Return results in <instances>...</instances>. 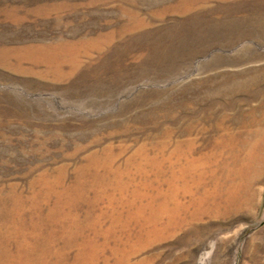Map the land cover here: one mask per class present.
Wrapping results in <instances>:
<instances>
[{
  "label": "rangeland",
  "instance_id": "1",
  "mask_svg": "<svg viewBox=\"0 0 264 264\" xmlns=\"http://www.w3.org/2000/svg\"><path fill=\"white\" fill-rule=\"evenodd\" d=\"M181 2L0 0V264H264V0Z\"/></svg>",
  "mask_w": 264,
  "mask_h": 264
},
{
  "label": "bare ground",
  "instance_id": "2",
  "mask_svg": "<svg viewBox=\"0 0 264 264\" xmlns=\"http://www.w3.org/2000/svg\"><path fill=\"white\" fill-rule=\"evenodd\" d=\"M196 0H182L181 5L172 6L169 9H166L165 12L162 15H165L166 13H177L178 15L186 14L190 11H192V4ZM203 1H209V0H203ZM127 15L130 16V19L132 21L129 22V24L124 25L122 31H133L137 28L142 27L141 21L136 22L137 19L134 18L133 12H126ZM261 28L264 32V25H261ZM264 37V35H263ZM104 38H101L99 40H87L83 43V47L88 48L89 50H102V43L104 42ZM50 54H53L55 52V49L49 50ZM236 90H242L247 91L246 97L249 98V102H258V105L253 107L251 113L246 116H244L245 119L248 118V122H250L252 119L255 122H261L264 121V67L255 69L252 71H248L246 73H242V75L238 76V79L236 81ZM260 115V116H257ZM260 140H257L256 142L252 143V145L249 148V155H250V162L246 168V171L242 177V183L241 186L245 191H248V195H252L254 191V184H255V177L258 176V170H259V164L262 162V159L260 158V152L264 150V138L259 137ZM263 155V154H262ZM258 160V161H257ZM248 163V162H247ZM174 182L177 180V177L174 176ZM195 201V205L197 206V209H202L205 205L204 201V195L201 198L193 199ZM237 195L232 192V196L230 195L225 201V209L230 210V207H233L237 203ZM186 218H174L173 223H180V220L183 221ZM175 226V225H174Z\"/></svg>",
  "mask_w": 264,
  "mask_h": 264
}]
</instances>
